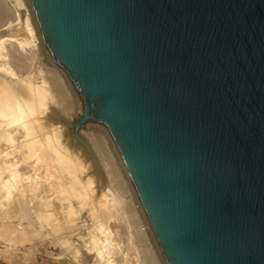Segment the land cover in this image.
<instances>
[{"label":"water","instance_id":"1","mask_svg":"<svg viewBox=\"0 0 264 264\" xmlns=\"http://www.w3.org/2000/svg\"><path fill=\"white\" fill-rule=\"evenodd\" d=\"M165 264H264V0H29Z\"/></svg>","mask_w":264,"mask_h":264},{"label":"rangeland","instance_id":"2","mask_svg":"<svg viewBox=\"0 0 264 264\" xmlns=\"http://www.w3.org/2000/svg\"><path fill=\"white\" fill-rule=\"evenodd\" d=\"M3 3L0 4V264H150L149 258L155 256L151 253L152 241L140 242L144 226L139 227L132 215L130 192L122 184L119 186L120 177L124 179L127 172L122 166L123 174L119 163L123 164L118 163L105 138L107 129L89 123L84 117L70 82L66 84L68 105L64 104L62 94L53 91L55 81L67 76L51 59L49 63L45 60L43 44H39V35L32 29L35 20L30 1L3 0ZM10 41L16 45L18 54L32 58L25 67L14 61V45ZM30 88L35 92L32 96ZM82 117L78 132L92 153L73 137L69 126ZM101 144L109 152L110 161L113 158L117 172L120 171L119 180L110 172ZM141 211L148 224L142 207ZM129 250L130 256L125 261Z\"/></svg>","mask_w":264,"mask_h":264},{"label":"bare ground","instance_id":"3","mask_svg":"<svg viewBox=\"0 0 264 264\" xmlns=\"http://www.w3.org/2000/svg\"><path fill=\"white\" fill-rule=\"evenodd\" d=\"M0 4H4L3 3V0H0ZM30 6H31V4H30ZM7 9V8H6ZM31 12H32V15H33V18H34V20H35V24H33V31L35 32V34H38L39 35V38H40V40H39V44L41 45V44H43V55H44V57H45V60L47 61V63H49L50 62V55L48 54V51H47V49H46V46H45V44H44V42H43V39H42V36H41V32H40V29H39V26H38V24H37V21H36V18H35V15H34V12H33V9H32V6H31ZM10 12V11H9ZM11 13H12V11H11ZM14 15V14H13ZM38 35H37V38H38ZM41 41V42H40ZM11 42V41H10ZM43 42V43H42ZM12 44H13V42H11ZM14 45V44H13ZM42 46V45H41ZM13 47V51H12V57H13V59H14V61H17V63H18V65L20 66V67H25L26 65H27V60H29V59H32L31 57H29V56H22V55H20V54H18V52H17V48H16V45H14V46H12ZM46 54H47V57H49L48 59L46 58ZM34 57V56H33ZM34 59V58H33ZM36 59V58H35ZM51 61H52V59H51ZM32 62V61H31ZM52 63L54 64V62L52 61ZM51 64V63H50ZM55 65V64H54ZM56 66V65H55ZM51 67V66H50ZM55 70V69H54ZM35 71V70H34ZM54 75V74H53ZM62 75V74H61ZM55 76V75H54ZM69 82L70 81H68V78L67 77H63L62 79H61V81L60 80H56L55 81V89H53V91L54 90H56V92L58 91L60 94H62L64 97H65V102H64V104L65 105H68V96H67V87H66V84L68 85L69 84ZM70 85H71V83H70ZM72 86V85H71ZM34 91V90H33ZM32 91V88H30V89H28V92H29V94L32 96L33 95V93H35V92H33ZM69 91V90H68ZM72 91H73V93H75V90H74V88L72 87ZM52 93H54V92H52ZM76 94V93H75ZM69 95V94H68ZM73 100V99H72ZM43 105V104H42ZM81 107H82V105H81ZM38 108V107H37ZM39 109V108H38ZM0 111H1V109H0ZM36 111V110H35ZM82 112L84 113V110H82ZM85 114V113H84ZM84 117L85 118H87V116L86 115H84ZM83 120H84V118L82 117V118H79V119H77V121H75L74 123H70L69 124V126H70V128H71V132H72V134H73V137L77 140V141H79V143L81 144V145H83V146H85L86 148H87V150H89L91 153L93 152V150H92V148L90 147V145L88 144V142L85 140V138H82L81 136H80V134H79V129H80V127L82 126V124H83ZM87 120L89 121V123L91 122L88 118H87ZM92 123V122H91ZM93 124V123H92ZM94 126V125H93ZM96 127V126H95ZM101 133H104V132H101ZM96 134H97V132H96ZM105 134V138L108 140V142L111 144V148H112V150L114 151V154L116 155V158L118 159V163L121 161V159H120V157H119V155H118V153H117V150H116V148H115V145H114V143H113V141H112V139H111V137H110V135H109V133L108 134H106V133H104ZM103 137V136H102ZM97 139V138H96ZM102 139V138H101ZM105 139V140H106ZM98 140V139H97ZM99 141V140H98ZM103 142H104V140H103ZM108 144V143H107ZM102 145V144H101ZM100 145V146H101ZM104 145H105V142H104ZM101 148V153H103V155H104V157H106L107 159H108V161H109V170H110V172H112L113 173V175L115 176V177H117L118 178V180H119V177L121 176L120 175V171H118L117 172V170H116V168H117V166H115L113 163H112V159L113 158H111V161H110V157H109V152L106 150V148L102 145V147H100ZM122 162V161H121ZM123 164V163H122ZM119 166H120V168L122 169L123 167L122 166H124V165H121V163H119ZM122 171H123V169H122ZM125 171V170H124ZM124 171H123V174H124ZM127 174V173H126ZM126 174H124V176H125V178L124 179H121V177H120V180H119V182H120V185L119 186H121V184H122V187L123 188H125V190H127L128 189V191L130 192L129 193V195L131 194V197L130 198H132V202H133V209H132V211L134 210V214L132 213V215H134L135 216V220H136V223H137V225H139V227H141V226H144L143 227V230L140 232V238L139 239H141V241L140 242H142V241H144V242H146L147 240H149V242L150 241H152L153 242V240H152V236H151V234H150V232H151V229H149V227H148V224H147V222L146 221H144V219H142L143 217H142V211H141V204H140V202H139V200L137 199V195H135V193H134V191H133V189H132V187H131V183H130V179H128V175H126ZM124 183V184H123ZM125 185V186H124ZM131 202V201H130ZM133 216V217H134ZM139 216V217H138ZM152 242H151V244H150V248H151V253H154L155 254V256L153 255L151 258H149V261L151 262L150 264H164L163 262H162V260H161V258H160V254L159 253H157L158 251L156 250V247H154V244H152ZM128 250V249H127ZM130 250L129 251H127L126 252V256H125V261H128V258H129V256H130ZM159 254V255H158ZM132 256H133V254H132ZM131 256V257H132ZM127 263V262H126Z\"/></svg>","mask_w":264,"mask_h":264}]
</instances>
